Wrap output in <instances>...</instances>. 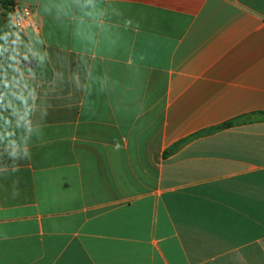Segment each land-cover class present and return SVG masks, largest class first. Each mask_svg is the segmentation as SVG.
<instances>
[{
    "label": "crops",
    "instance_id": "1",
    "mask_svg": "<svg viewBox=\"0 0 264 264\" xmlns=\"http://www.w3.org/2000/svg\"><path fill=\"white\" fill-rule=\"evenodd\" d=\"M14 2L0 264H264V0Z\"/></svg>",
    "mask_w": 264,
    "mask_h": 264
},
{
    "label": "built area",
    "instance_id": "2",
    "mask_svg": "<svg viewBox=\"0 0 264 264\" xmlns=\"http://www.w3.org/2000/svg\"><path fill=\"white\" fill-rule=\"evenodd\" d=\"M9 24L19 30L39 33V27L35 22V8L29 5L16 4L10 13Z\"/></svg>",
    "mask_w": 264,
    "mask_h": 264
},
{
    "label": "trees",
    "instance_id": "3",
    "mask_svg": "<svg viewBox=\"0 0 264 264\" xmlns=\"http://www.w3.org/2000/svg\"><path fill=\"white\" fill-rule=\"evenodd\" d=\"M0 4L2 5L4 9V15L6 17V20L9 22L10 13L12 9L14 8V6L16 5V3L14 2V0H0ZM51 77L52 75H50L48 79H50Z\"/></svg>",
    "mask_w": 264,
    "mask_h": 264
},
{
    "label": "water",
    "instance_id": "4",
    "mask_svg": "<svg viewBox=\"0 0 264 264\" xmlns=\"http://www.w3.org/2000/svg\"><path fill=\"white\" fill-rule=\"evenodd\" d=\"M37 66V62L36 59L32 58V59H28L24 62V67L29 70L32 71L36 68Z\"/></svg>",
    "mask_w": 264,
    "mask_h": 264
}]
</instances>
